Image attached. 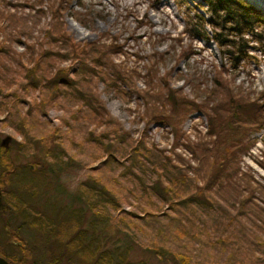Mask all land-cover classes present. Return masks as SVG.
<instances>
[{"label": "trees", "instance_id": "1", "mask_svg": "<svg viewBox=\"0 0 264 264\" xmlns=\"http://www.w3.org/2000/svg\"><path fill=\"white\" fill-rule=\"evenodd\" d=\"M201 1L220 32L208 35L199 14L187 32L212 40L231 65L247 57L245 35L263 43L264 29L255 27L264 25V15L246 0ZM66 3L46 1L49 19L41 29L31 18L42 10L32 4L33 13L23 15L0 10L6 18L0 127L20 137L0 139V203L12 205L7 219H20V228L41 236L48 259L40 264H264V184L237 163L249 132L263 126L264 88L252 97L215 69L197 100L163 76L156 81L150 66L140 88L134 67L111 60L115 44L69 36L62 21ZM12 31L32 37L15 54L16 68L2 54ZM97 81L120 96L138 97L145 123L170 128L169 150L124 130L98 98ZM31 91L37 96L24 109ZM51 107L63 112L55 126L40 118ZM196 110L206 130L182 144L189 153L184 158L174 151L179 125ZM70 169L88 171L73 189L60 179ZM21 183L25 194L14 189ZM22 243L18 251L26 250ZM12 259L25 263L21 255Z\"/></svg>", "mask_w": 264, "mask_h": 264}, {"label": "rangeland", "instance_id": "2", "mask_svg": "<svg viewBox=\"0 0 264 264\" xmlns=\"http://www.w3.org/2000/svg\"><path fill=\"white\" fill-rule=\"evenodd\" d=\"M46 1L41 0L38 4L36 0H0V10H16L17 13L21 12V15L26 12L33 13L35 9L42 10L31 18L38 20L35 28L41 29L49 19V13L45 10ZM246 1L264 15L263 3L258 0ZM198 14L203 18L202 28L208 35L213 30L220 32L218 27L212 28L208 23L210 14L201 0H67L66 8L62 12V21L64 29L74 41H92L100 38L106 44H115L116 51L110 55L111 60L134 67L138 73L135 82L140 88L143 86L146 69L150 66L149 72L154 74L156 81L163 76L170 86L180 88L182 93L199 100L203 97L202 90L211 86L216 69L222 72L230 85L239 86L242 90L249 91L252 97L255 96L264 88V41L258 43L245 35L244 38L248 40L245 44L247 57L231 65L226 55L221 53L212 40L189 36L187 29L196 24L195 16ZM5 23L6 18L1 17L0 26ZM262 28L264 29V25L259 24L255 30L262 31ZM5 30H8V27ZM33 34H38L36 29ZM4 36L5 32L0 30V40ZM10 36L14 39L2 53L7 57L3 62L16 68L15 54L22 52L25 43L31 42L32 37L13 31ZM62 64L68 65V62ZM94 86L107 113L133 138L143 135L148 145H154L164 152L169 150L173 143L170 128L159 123H145L138 97L134 94L120 96L112 90H105L100 81L95 82ZM36 96V92H29L23 108H26L30 98ZM62 114L61 109L51 107L44 115H40V118L55 126ZM205 126V117L200 111L186 114L179 125V137L176 139L178 145L174 147V151L188 158L189 153L182 144L187 138L195 141L199 136L203 137ZM12 136L16 141L20 139L8 127H0L2 142ZM246 140L249 144L246 151L239 154V169L264 184V123L261 129L249 132ZM21 160L24 159L20 157ZM190 163L195 165L193 161ZM96 164L97 162L92 166ZM87 172V169H70L60 179L73 189L77 182L86 178ZM24 184H17L14 189L20 194H25L21 187ZM260 197L257 195L255 200L262 205ZM122 207L128 208L123 204ZM15 220L7 229L29 247L35 260L46 261L48 254L38 244L41 236L33 230L28 233L17 231Z\"/></svg>", "mask_w": 264, "mask_h": 264}, {"label": "flooded vegetation", "instance_id": "3", "mask_svg": "<svg viewBox=\"0 0 264 264\" xmlns=\"http://www.w3.org/2000/svg\"><path fill=\"white\" fill-rule=\"evenodd\" d=\"M11 204H1L0 203V257L5 259L8 264H40L42 260H35L32 257V251L29 250V247L26 246V250L18 251L15 246L24 248L22 241L16 239L14 237L13 232H10L7 227L13 222L15 219H7L5 216H10L12 212H10ZM3 218V219H2ZM16 221L17 231L30 232V228H20V224L22 223L20 219ZM17 255H21L25 259V263L14 261L12 258H15Z\"/></svg>", "mask_w": 264, "mask_h": 264}, {"label": "water", "instance_id": "4", "mask_svg": "<svg viewBox=\"0 0 264 264\" xmlns=\"http://www.w3.org/2000/svg\"><path fill=\"white\" fill-rule=\"evenodd\" d=\"M0 264H8V263H7V261L5 259H3L2 257H0Z\"/></svg>", "mask_w": 264, "mask_h": 264}, {"label": "bare ground", "instance_id": "5", "mask_svg": "<svg viewBox=\"0 0 264 264\" xmlns=\"http://www.w3.org/2000/svg\"><path fill=\"white\" fill-rule=\"evenodd\" d=\"M258 2H259V3H263V4H264V2H263L262 0H258Z\"/></svg>", "mask_w": 264, "mask_h": 264}]
</instances>
